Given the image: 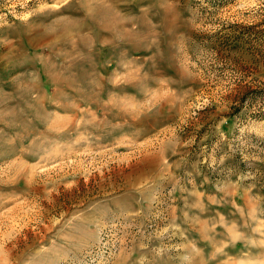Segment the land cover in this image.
I'll return each mask as SVG.
<instances>
[{"label": "rangeland", "instance_id": "374dc122", "mask_svg": "<svg viewBox=\"0 0 264 264\" xmlns=\"http://www.w3.org/2000/svg\"><path fill=\"white\" fill-rule=\"evenodd\" d=\"M0 264H264V0H0Z\"/></svg>", "mask_w": 264, "mask_h": 264}]
</instances>
